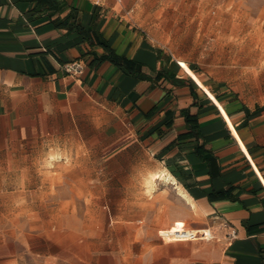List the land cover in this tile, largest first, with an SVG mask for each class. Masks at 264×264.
Segmentation results:
<instances>
[{
    "label": "crops",
    "instance_id": "0c3cea01",
    "mask_svg": "<svg viewBox=\"0 0 264 264\" xmlns=\"http://www.w3.org/2000/svg\"><path fill=\"white\" fill-rule=\"evenodd\" d=\"M138 7L0 0V264H74L73 234L64 248L53 228L10 223L5 186L17 170L36 173L18 153L37 138L82 150L72 184L110 207L99 233L120 236L85 241L88 264H264V92H251L261 84L234 86L176 57ZM67 61L82 72L66 73ZM176 228L207 236L161 235Z\"/></svg>",
    "mask_w": 264,
    "mask_h": 264
},
{
    "label": "rangeland",
    "instance_id": "374dc122",
    "mask_svg": "<svg viewBox=\"0 0 264 264\" xmlns=\"http://www.w3.org/2000/svg\"><path fill=\"white\" fill-rule=\"evenodd\" d=\"M139 1L143 7L132 10L137 22L176 57L184 56L208 74L226 77L234 86L241 87L250 78L261 84V89L251 92H264V0ZM58 147L37 138L18 153L19 161H33L37 169L36 173L28 170V180L17 170L13 183L5 186L10 192V223L53 228L52 234L64 248L70 246L66 237L73 234L74 264H88L83 261L85 241L98 243L100 235L114 241L120 235L99 233L103 214L109 223L110 207L105 202L83 200V186L72 184L81 173L70 166L81 160L82 150L63 152ZM71 196L74 199L67 200ZM123 251L129 254L131 250ZM90 261L97 263L98 259ZM27 263L35 262L28 258ZM106 264L113 263L107 260Z\"/></svg>",
    "mask_w": 264,
    "mask_h": 264
},
{
    "label": "built area",
    "instance_id": "2783aa9c",
    "mask_svg": "<svg viewBox=\"0 0 264 264\" xmlns=\"http://www.w3.org/2000/svg\"><path fill=\"white\" fill-rule=\"evenodd\" d=\"M62 68L66 73H69V74H79L83 70L82 64L78 61H67L63 63ZM165 235H164L165 237H168L170 239H180V238L195 239L200 236H207L206 233L201 232L198 229H186L181 232L178 231V232H172V233L167 232V234ZM227 236L229 239H232L236 236V233L234 230H232Z\"/></svg>",
    "mask_w": 264,
    "mask_h": 264
},
{
    "label": "bare ground",
    "instance_id": "6f19581e",
    "mask_svg": "<svg viewBox=\"0 0 264 264\" xmlns=\"http://www.w3.org/2000/svg\"><path fill=\"white\" fill-rule=\"evenodd\" d=\"M154 176V175H153ZM149 186H151V185H149ZM148 189V191H150V187H148L147 188ZM148 194H150V193H148ZM186 229H189V228H176V229H171V230H166V231H163L162 233H161V235L162 236H164L165 234H167V232H169V233H172V232H178V231H184V230H186ZM166 236V235H165ZM164 236V237H165Z\"/></svg>",
    "mask_w": 264,
    "mask_h": 264
}]
</instances>
